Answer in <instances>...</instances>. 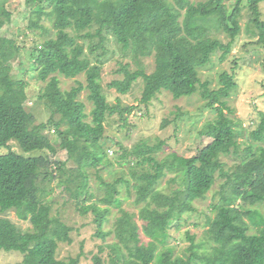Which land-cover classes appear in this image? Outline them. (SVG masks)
<instances>
[{"label":"trees","instance_id":"obj_1","mask_svg":"<svg viewBox=\"0 0 264 264\" xmlns=\"http://www.w3.org/2000/svg\"><path fill=\"white\" fill-rule=\"evenodd\" d=\"M6 1L0 0V148H8L0 154V253L18 251L24 254L23 264H82V254L69 259L57 255L60 243L73 242V227L60 217L46 228L38 220L39 214L51 208V185L58 178L77 198L88 194L83 201H77V210L83 214L93 211L99 227L97 235L106 238L110 234L102 230L109 206L89 203L92 195L86 168L103 171L112 166L107 149L113 147L107 143L121 146V142L107 134L99 141L78 130L71 135L70 128L89 119L103 124L116 116L122 122L121 128L128 126V114L134 107L110 103L103 90L102 54L107 51L111 34L126 55L130 52L132 60L141 65L134 70L131 63L124 64L119 70L124 77L111 81V87L127 93L134 82L143 78L141 102L147 105L163 91L176 99L200 92L206 106L219 115L201 132L211 142L192 157L173 152L159 159L156 153L163 142L153 146L140 142L132 149L120 148L123 152L119 164L124 168L123 164H129L128 175L123 169L113 181L104 184L114 186L118 206L123 201L118 185L125 184L129 194L131 189L135 191L142 223L135 212L120 209L118 242L107 246L111 248L110 262L95 255L93 264H264V113L261 123L253 129V142L241 149L237 139L245 127L223 115L220 105L239 87L235 73H222L218 89L210 88L209 81L203 82L199 75V69L212 61L215 52L221 51L220 61L229 55L241 31L244 0H237L231 12L225 0H26L29 28L41 30V43L32 57L36 56L37 78L45 86L40 94L29 96L33 100L31 106L39 108L43 104L40 121L34 111L18 105L14 97L11 84L17 75L13 67L20 57V47H7L1 34L12 21ZM246 1L251 23L258 31L251 32L259 33L258 42L264 45L260 12L264 0ZM217 32L228 33L230 42L224 43ZM80 40H90V52L85 51ZM94 41L101 49L94 50ZM91 54H95V63ZM150 56L155 57L156 67L148 73L143 58ZM80 75L86 76V84L77 79ZM62 78L76 79L77 85L64 90ZM84 90L89 91L88 98L94 105L91 113L80 99ZM180 117L178 114L177 120ZM169 124L165 120L162 126ZM49 132H54L53 138H49ZM11 141L17 142L20 152L11 147ZM220 150L236 159L232 168L225 161L214 159ZM61 151L68 154L63 163L59 159ZM70 161L75 163L72 168L68 167ZM146 164L150 165L148 169L144 168ZM65 173L68 176L63 179ZM168 175L173 176L170 183L179 185L172 194L162 190V181ZM211 191V211L234 206L233 215L224 219L207 214V237L214 242L212 249L199 251L208 240L196 243V235L189 232L191 254L186 259L177 256L175 246L170 245V239H176L172 228L186 224L190 215L197 212V202L207 199ZM10 210H15L19 219L31 221L32 228L22 230L5 216ZM101 250L104 252V247Z\"/></svg>","mask_w":264,"mask_h":264},{"label":"rangeland","instance_id":"obj_2","mask_svg":"<svg viewBox=\"0 0 264 264\" xmlns=\"http://www.w3.org/2000/svg\"><path fill=\"white\" fill-rule=\"evenodd\" d=\"M199 1V0H194ZM7 8L12 12V21L5 25L1 34L6 38V46L14 49L15 46L20 47V57L15 59L14 72L17 75L16 82L11 84L15 89L14 97L16 103L20 106L26 105L29 110L35 112L37 120L40 121L44 116L42 111L43 104H39V108L33 104L31 95L41 93L45 83L38 80L39 69L35 65L36 56L32 57V53L37 45H40L41 30L30 29V20L25 16L26 0H7ZM229 5L230 12L233 10L237 0H225ZM240 24L241 31L236 37L232 49L225 59L220 61L221 51H217L212 56V61L205 67L199 69V75L203 82L209 81V87L218 89L221 87L220 76L224 72L235 73V78L238 81V89L232 91L231 96L226 98L220 105L222 106V114L232 117L239 121L245 127L243 135L238 137L240 148L247 146V142H253V129L257 128L261 123L262 113H264V45L258 42L259 33L253 34L251 29L255 28L251 23V11L246 0L241 5ZM261 19L264 20V2L260 4ZM49 27L50 22L44 21ZM109 39L106 43L107 51L102 58L105 63L102 66V84L104 93L108 101L112 104L121 102L122 105L133 106V110L128 114V126L121 128L122 122L119 117H112L109 121L103 124H98L93 119L81 124V126H72L70 128L71 135L79 134L90 136L94 140H102L103 135L114 136L116 141L121 142V146L108 142L107 146L113 148L107 149L108 157L113 162V165L107 166L103 171L97 168L87 167L88 171V186L90 188L89 203H96L100 207L110 208L108 219L105 221L102 230L110 234L104 238L97 235L98 225L95 223V214L89 211L83 214L81 210H77V201H83L88 194L84 193L80 198H77L71 191L64 188L63 181L60 178L53 181L51 187L53 192L49 197L51 205L50 210H46L38 215V220L43 227H49L53 224L52 221L56 217L62 218L68 225L73 227L71 237L72 243H60L57 252L58 258L69 259L82 254V264H93V257L100 255L106 262H110L111 248L107 246L113 242H118L116 231L119 225V219L122 215L120 209L129 212H135L136 219L139 218V206L135 203L136 193L131 189V194L128 193L125 184L118 185L121 193L119 197L123 200L121 206L116 205L115 189L113 185H105L108 181H113L115 176H118L124 169L128 175L129 164L119 163L122 161V148L132 149L140 142H148L149 145H156L163 142L162 149L156 153L160 158L167 154L176 152L184 157H192L199 153V150L211 142V138L202 136L201 132L207 128L209 122L215 120L219 112L214 108L206 106V100L201 96L200 92H196L190 96H183L176 99L172 93L163 91L159 93L148 105L141 102L144 89L143 78H140L133 83L131 89L127 93H121L115 87L109 84L114 79L123 78L124 73H120V68L126 63L132 64V69L136 70L141 67L140 62H135L129 54L126 55L122 46L116 41V38L109 34ZM217 36L224 43H228L231 37L226 32H217ZM85 45V51L90 52V40H80ZM97 41L92 42L94 50L101 49L96 47ZM102 50H99L101 53ZM37 55V54H36ZM95 63V54L90 55ZM22 62V63H21ZM143 66L148 73L155 70L156 60L154 56L143 58ZM86 84V76L80 75L78 78ZM29 84V86H27ZM77 85L76 79H61V86L64 90H70ZM89 91L84 90L80 94V99L86 104V111L91 113L94 105L88 98ZM30 96V97H29ZM30 105L31 107H29ZM181 114L177 120V115ZM167 120L170 124L163 127V122ZM65 127V126H64ZM49 138H53L54 132L48 133ZM11 147L16 151H21L19 145L15 141L10 142ZM8 148H0V154L6 153ZM220 150L213 157L225 161L230 168L233 167L236 159L233 156H228ZM37 153V152H35ZM59 159L66 161L68 154L66 151L59 153ZM75 166L74 162H68V167ZM150 166V165H149ZM148 164L144 166L148 169ZM141 169V168H140ZM58 174V173H57ZM63 179L68 176V173L63 174ZM99 175L104 177V180ZM173 176L168 175L162 181V190L172 194L173 189L178 187V183H170L169 179ZM104 181V182H103ZM222 182V180H219ZM75 186V185H74ZM211 191L208 198L197 202L198 210L193 212L187 219L188 222L182 225L179 229L172 228V233H175L176 239H170V245L175 246L177 256L187 258L190 254L192 241L188 237L189 232L196 235V243H201L203 240H208L199 247V251H210L214 246V242L207 237L209 230L208 216L213 218H230L234 213V206L221 207L218 211H211L212 202ZM185 195V194H184ZM183 196V195H182ZM181 196V197H182ZM115 202V204L113 203ZM113 203V204H112ZM14 223L22 230L26 231L32 228L31 221L19 219L15 210H10L6 213ZM142 234V228L140 229ZM141 237H143L141 235ZM144 239L147 240L145 237ZM104 247L103 252L101 248ZM24 254L18 251H2L0 253V264L18 263L23 264Z\"/></svg>","mask_w":264,"mask_h":264}]
</instances>
